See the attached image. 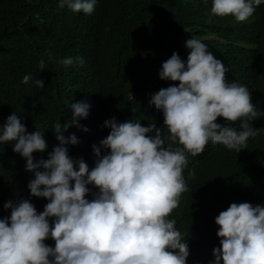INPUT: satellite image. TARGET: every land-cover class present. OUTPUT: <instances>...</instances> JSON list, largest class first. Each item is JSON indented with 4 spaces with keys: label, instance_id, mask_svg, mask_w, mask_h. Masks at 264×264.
Segmentation results:
<instances>
[{
    "label": "clouds",
    "instance_id": "9594fccd",
    "mask_svg": "<svg viewBox=\"0 0 264 264\" xmlns=\"http://www.w3.org/2000/svg\"><path fill=\"white\" fill-rule=\"evenodd\" d=\"M97 2L58 0V7L91 14ZM263 4L213 0L211 15H231L234 23L251 24L264 11ZM186 48V61L174 52L159 71L161 80L178 86L160 89L149 101L162 111L167 135L155 124L112 118L104 122L110 132L99 147L83 145L78 123L94 105L82 101L70 104L68 122L54 123L53 118L33 124L31 133L16 113L7 117L0 126V144L14 142L26 171L34 172L31 195L49 202L39 213L27 199L4 204L11 214L0 218V264H207L205 240L193 229L185 232L174 218L182 207L181 194L188 190L184 171L189 155L202 154L209 142L238 153L247 149L249 138L264 132L250 122L264 112L245 84L227 80L229 68L205 43L190 38ZM61 63L83 67L85 61L77 56ZM38 66L46 68L43 59ZM30 80L31 74L25 75L22 83ZM34 84L44 87L41 79ZM218 118L240 121V130L218 123ZM47 148L48 158L34 162L33 153ZM94 188L98 192L87 199ZM188 220L193 221L192 215ZM215 223L220 247L213 249L212 264H264V206L231 203ZM49 237L54 247L45 243Z\"/></svg>",
    "mask_w": 264,
    "mask_h": 264
},
{
    "label": "trees",
    "instance_id": "16d2710c",
    "mask_svg": "<svg viewBox=\"0 0 264 264\" xmlns=\"http://www.w3.org/2000/svg\"><path fill=\"white\" fill-rule=\"evenodd\" d=\"M212 3L98 0L95 10L84 14L60 9L58 0H0V126L13 113L30 133L53 118L65 123L70 104L82 101L94 105L78 123L83 145L99 147L110 132L104 122L112 118L140 121L145 127L155 124L167 135L162 111L149 101L160 89L178 86L161 80L159 71L174 52L187 60L190 38L205 43L229 68L227 80L245 84L256 108L264 112V11L251 24L234 23L231 15H211ZM77 56L83 57V67L61 63ZM29 74L32 80L22 83ZM36 79L44 81L43 88L35 86ZM217 122L240 130V121ZM250 123L264 128V116ZM13 147L14 142L0 144V218H10L11 210L4 208L9 201L27 199L38 213L49 202L31 195L34 172L26 171V160ZM49 152H34V162L46 160ZM94 166L95 161L89 169ZM184 177L188 190L181 194L182 207L174 218L185 232L193 229L205 240L209 252L203 259L212 264L213 249L220 247L219 213L231 203L264 206V132L249 138L247 149L239 153L209 142L202 154L189 155ZM96 192L90 190L86 198L93 199ZM191 215L193 221L188 220ZM45 243L55 246L50 237Z\"/></svg>",
    "mask_w": 264,
    "mask_h": 264
}]
</instances>
